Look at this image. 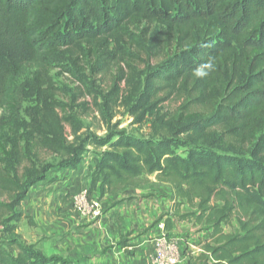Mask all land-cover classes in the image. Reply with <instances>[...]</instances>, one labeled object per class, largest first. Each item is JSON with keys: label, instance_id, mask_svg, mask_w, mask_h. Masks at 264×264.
I'll use <instances>...</instances> for the list:
<instances>
[{"label": "trees", "instance_id": "1", "mask_svg": "<svg viewBox=\"0 0 264 264\" xmlns=\"http://www.w3.org/2000/svg\"><path fill=\"white\" fill-rule=\"evenodd\" d=\"M141 54L164 60L147 73L135 109L141 119L154 116L159 138L119 133L113 142L94 140L110 145L88 167V199L169 184L174 215L211 231L199 260L264 264V0H0V210L14 213L44 179L43 153L71 169L84 153V144L67 138L73 118L60 113L66 104L51 71L61 66L86 84L63 64L65 57L74 65L89 57L104 68ZM120 71L111 100L125 78ZM172 94L182 103L166 116L158 106ZM29 99L33 104L25 107ZM180 134L251 160L206 148L176 155L174 135ZM152 174L156 181L147 177ZM233 217L239 233L224 230ZM12 229L0 242V264H73L27 246Z\"/></svg>", "mask_w": 264, "mask_h": 264}, {"label": "rangeland", "instance_id": "2", "mask_svg": "<svg viewBox=\"0 0 264 264\" xmlns=\"http://www.w3.org/2000/svg\"><path fill=\"white\" fill-rule=\"evenodd\" d=\"M132 50L135 53H138L136 48H133ZM4 52L8 53L10 50H5ZM140 57L141 58L132 61L130 64H128L127 61L117 59L115 60L117 62L116 64L113 62L108 67L104 68L101 67L99 62H96L94 59L89 57L83 58L82 61L79 62V65H74L68 57H65L63 64L69 68H73L76 73H80V75L86 80V84L81 83L72 75V73L65 71L61 66H57L51 71L54 81L60 89L58 97L66 104V110L61 111L60 113L63 116H71L73 118V121L67 123L65 126L67 138L69 142L76 141L77 144H84L85 149L83 155L80 156V162L76 169L66 168L59 165V162L61 161L59 156L43 153V159L45 161L43 164L48 166V170L44 179L40 180L30 188L27 197L35 190L38 194H41L48 189H55V193L62 190V194L59 195L61 203L65 205L72 201L74 206V199L76 202L75 195L78 193L74 194V197L71 198L70 193L66 191L70 188V183L57 182H63L66 180V178L63 177L67 170L81 172L84 174L88 173L87 176H91L90 168H92L91 165L93 164L94 158L107 150L110 145V143H108V145L99 146L94 143V140H111V138H113L111 140V142H113L116 140L115 135L119 133L133 135L140 139L159 138L152 127V120L154 119V116L146 115L143 119H141L140 113L135 112V109L137 98L145 88L146 77L148 75L147 73L152 72L155 68L163 64L164 60H156L155 58L148 59L146 54H141ZM121 67L125 78L118 82L120 88L119 97L111 100L109 91L113 81L115 80V76L119 77L121 75ZM131 72L134 73L131 75ZM181 103L182 100L178 98L176 94H172L167 97L164 96V99L160 102L158 109L161 113L169 116L178 109ZM31 104H33V99H29L25 103V107ZM174 140L176 141L174 152L179 156L184 157L187 156L191 150L204 151L206 148L207 151L213 153L226 154L228 156H234L238 159H242L244 163L247 160H251L249 154H240L236 151H226L217 147H207V145H209L208 142L191 138L189 135H174ZM147 177L152 181H156L155 174L148 175ZM84 189L82 188L80 192H83ZM171 190L172 189L169 184L157 183L153 186V188H150V185H147L145 189H130L128 191L129 193H126V195L136 194L144 196L149 193L169 196V193H172ZM96 198H98V192H95L94 194V199ZM1 200L8 201L9 199L6 195H2ZM25 200L18 208L16 207L14 211L15 214L17 212L21 213L22 216L19 219H17L16 215H13L14 213L6 210H0V242L12 236L13 227L16 229L18 228V231L21 234L19 235V239L27 246L32 244L31 242L36 241L37 237H39L41 232H43L40 231V228L30 227L27 225ZM186 209H188L187 206H183L182 210ZM21 219L23 220L20 221ZM154 223L155 220L153 224ZM153 224L145 227V229L153 227ZM162 224H164V221L160 222L159 227H161ZM193 227L195 228V226ZM193 227L189 226L179 228L177 226L178 235H184L185 231H187L188 234H192L195 238L193 242L187 243L185 241L186 244H182L183 246L181 247L183 249V253L185 252V255L180 264H206L203 262L204 260H199L198 254H200L203 250V241H208L210 237H208V239L204 237L207 236L205 235L207 234L206 231L201 235L196 236V229H198L199 226L196 227V229ZM160 230L170 238H174V236L170 235L174 233L167 232L164 227H161ZM224 230L228 233H239L240 225L238 220L233 217L230 223L224 225ZM43 234H45V232ZM23 235L26 239H24ZM120 240L121 242L124 240L125 243L129 241V239L124 237V235ZM40 242L41 241L39 240L37 244L33 243L32 245L36 246V249H39L38 246H40ZM78 264L87 263L82 261L78 262Z\"/></svg>", "mask_w": 264, "mask_h": 264}, {"label": "crops", "instance_id": "3", "mask_svg": "<svg viewBox=\"0 0 264 264\" xmlns=\"http://www.w3.org/2000/svg\"><path fill=\"white\" fill-rule=\"evenodd\" d=\"M87 174L67 170L63 177L66 180L57 183L69 182L70 188L66 191L73 198L82 188L89 189L91 179ZM61 191L55 193V189H48L38 194L35 190L25 200L27 225L43 231L31 243L37 244L40 240L38 247L48 256L63 257L73 264L82 261L87 264H152L154 239L162 233L159 224L169 218L172 225L166 231L174 233L170 235L174 236L180 247L195 239L187 231L184 235L177 234V226L182 228L193 225L178 220L174 215L175 200L172 193L169 196L142 197L126 195L129 193L127 190L115 196L106 195L101 201L102 214L95 218L82 216L72 201L63 205L59 200ZM130 196L134 198L129 199ZM154 220L156 224H153ZM150 224L153 227L145 229ZM196 230V236L206 231L207 236L204 237H210V230ZM15 233L20 238L18 228ZM123 235L129 239L127 243L121 242ZM181 251L183 259L185 252L182 247Z\"/></svg>", "mask_w": 264, "mask_h": 264}, {"label": "built area", "instance_id": "4", "mask_svg": "<svg viewBox=\"0 0 264 264\" xmlns=\"http://www.w3.org/2000/svg\"><path fill=\"white\" fill-rule=\"evenodd\" d=\"M74 208L82 216L99 217L102 214V203L98 198L91 200L87 197V190L75 195ZM164 227V224L161 225ZM182 251L180 244L174 239L161 233L154 239V253L152 264H180Z\"/></svg>", "mask_w": 264, "mask_h": 264}, {"label": "clouds", "instance_id": "5", "mask_svg": "<svg viewBox=\"0 0 264 264\" xmlns=\"http://www.w3.org/2000/svg\"><path fill=\"white\" fill-rule=\"evenodd\" d=\"M208 67L211 68V65H209ZM196 75H197V76H203V75H206V73L203 72V71H197V72H196Z\"/></svg>", "mask_w": 264, "mask_h": 264}]
</instances>
